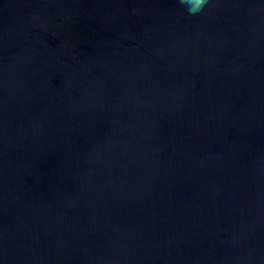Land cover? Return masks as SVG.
I'll list each match as a JSON object with an SVG mask.
<instances>
[{
  "label": "water",
  "instance_id": "95a60500",
  "mask_svg": "<svg viewBox=\"0 0 264 264\" xmlns=\"http://www.w3.org/2000/svg\"><path fill=\"white\" fill-rule=\"evenodd\" d=\"M0 264H264V0H0Z\"/></svg>",
  "mask_w": 264,
  "mask_h": 264
},
{
  "label": "clouds",
  "instance_id": "9594fccd",
  "mask_svg": "<svg viewBox=\"0 0 264 264\" xmlns=\"http://www.w3.org/2000/svg\"><path fill=\"white\" fill-rule=\"evenodd\" d=\"M183 4L190 15L198 14L206 4L207 0H179Z\"/></svg>",
  "mask_w": 264,
  "mask_h": 264
}]
</instances>
